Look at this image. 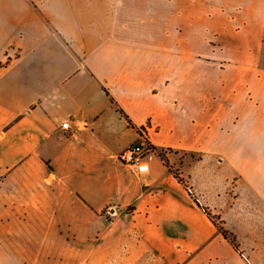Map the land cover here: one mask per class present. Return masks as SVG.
<instances>
[{
	"label": "crops",
	"instance_id": "1",
	"mask_svg": "<svg viewBox=\"0 0 264 264\" xmlns=\"http://www.w3.org/2000/svg\"><path fill=\"white\" fill-rule=\"evenodd\" d=\"M146 4L0 0V264H264V0Z\"/></svg>",
	"mask_w": 264,
	"mask_h": 264
},
{
	"label": "rangeland",
	"instance_id": "2",
	"mask_svg": "<svg viewBox=\"0 0 264 264\" xmlns=\"http://www.w3.org/2000/svg\"><path fill=\"white\" fill-rule=\"evenodd\" d=\"M147 1V14L148 16L153 15L154 13L156 14H161L163 19H167L169 21L171 17V8H170V0H146ZM222 11H214V10H207V11H194L192 10V13L197 16V14H201V16L213 18L218 16V14ZM262 14H264V11H262ZM260 21H259V20ZM261 14L257 17V22L252 25L251 30L256 34V39L254 40L259 42V44L262 46V49L264 51V24L261 20ZM169 23V22H167ZM165 28H170L169 24L165 26ZM169 33V31H165ZM231 194H233V190L230 191ZM212 216V215H211ZM215 220H219L220 216H213ZM220 226L227 232V239L233 243L237 249L238 245L236 243V239L232 233H230L228 230L225 229L224 223L225 221L220 218Z\"/></svg>",
	"mask_w": 264,
	"mask_h": 264
},
{
	"label": "built area",
	"instance_id": "3",
	"mask_svg": "<svg viewBox=\"0 0 264 264\" xmlns=\"http://www.w3.org/2000/svg\"><path fill=\"white\" fill-rule=\"evenodd\" d=\"M62 128H69L68 122L63 123ZM153 151L154 149L149 139L148 129L143 127L139 130L137 140L118 153L115 159L133 172H143L147 170L144 159Z\"/></svg>",
	"mask_w": 264,
	"mask_h": 264
},
{
	"label": "trees",
	"instance_id": "4",
	"mask_svg": "<svg viewBox=\"0 0 264 264\" xmlns=\"http://www.w3.org/2000/svg\"><path fill=\"white\" fill-rule=\"evenodd\" d=\"M112 103H113V100L111 99ZM120 114L126 118V120L128 121V123L130 124V121L128 120V118L124 115V113L122 111H120ZM180 180V179H179ZM207 212V211H206ZM207 216L208 218L212 221V223L218 228V230L220 231V233L223 235L224 238H227V232L220 226V218L219 220H215V218L213 216H211V214L209 212H207ZM233 244V243H232ZM234 245V244H233ZM234 248L237 250V247L234 245Z\"/></svg>",
	"mask_w": 264,
	"mask_h": 264
}]
</instances>
